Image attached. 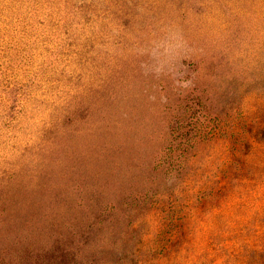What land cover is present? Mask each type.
<instances>
[{
  "label": "rangeland",
  "instance_id": "rangeland-1",
  "mask_svg": "<svg viewBox=\"0 0 264 264\" xmlns=\"http://www.w3.org/2000/svg\"><path fill=\"white\" fill-rule=\"evenodd\" d=\"M0 264H264V0H0Z\"/></svg>",
  "mask_w": 264,
  "mask_h": 264
}]
</instances>
